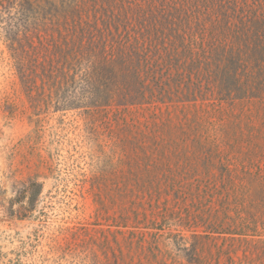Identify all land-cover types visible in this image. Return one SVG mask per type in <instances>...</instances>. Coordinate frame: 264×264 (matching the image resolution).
Here are the masks:
<instances>
[{
	"label": "rangeland",
	"instance_id": "rangeland-1",
	"mask_svg": "<svg viewBox=\"0 0 264 264\" xmlns=\"http://www.w3.org/2000/svg\"><path fill=\"white\" fill-rule=\"evenodd\" d=\"M0 264H264V0H0Z\"/></svg>",
	"mask_w": 264,
	"mask_h": 264
}]
</instances>
